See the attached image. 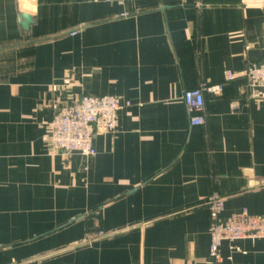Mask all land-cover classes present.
Returning <instances> with one entry per match:
<instances>
[{
	"label": "crops",
	"instance_id": "1",
	"mask_svg": "<svg viewBox=\"0 0 264 264\" xmlns=\"http://www.w3.org/2000/svg\"><path fill=\"white\" fill-rule=\"evenodd\" d=\"M260 62L264 0H0V264H210V195L264 215V101L241 76L191 126L182 95ZM83 94L120 97L118 130L53 151ZM221 255L264 264V241Z\"/></svg>",
	"mask_w": 264,
	"mask_h": 264
},
{
	"label": "built area",
	"instance_id": "2",
	"mask_svg": "<svg viewBox=\"0 0 264 264\" xmlns=\"http://www.w3.org/2000/svg\"><path fill=\"white\" fill-rule=\"evenodd\" d=\"M90 2H116L125 0H88ZM122 16H128L124 13ZM244 76L247 86L257 99L264 101V62L251 63L244 74L231 70L224 73V81L217 84H201L185 90L182 99L187 107L191 126L206 123L205 93L219 94L226 83ZM125 103L114 95L83 94L77 101L59 107L50 123V144L55 152L66 155L78 153L87 158L97 153L94 136L100 130L115 133L119 126V114ZM210 212V264H221V248L225 241L234 243L242 239L264 241V215H252L246 209L238 214L224 215V199L217 193L206 202Z\"/></svg>",
	"mask_w": 264,
	"mask_h": 264
},
{
	"label": "water",
	"instance_id": "3",
	"mask_svg": "<svg viewBox=\"0 0 264 264\" xmlns=\"http://www.w3.org/2000/svg\"><path fill=\"white\" fill-rule=\"evenodd\" d=\"M30 23H32V18L28 17V16H24L22 17V22L21 24L25 27L28 28Z\"/></svg>",
	"mask_w": 264,
	"mask_h": 264
}]
</instances>
